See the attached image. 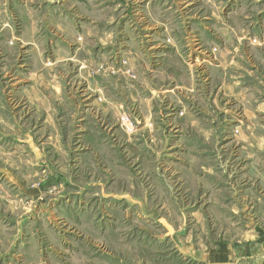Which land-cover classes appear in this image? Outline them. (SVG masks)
<instances>
[{"label": "rangeland", "instance_id": "obj_1", "mask_svg": "<svg viewBox=\"0 0 264 264\" xmlns=\"http://www.w3.org/2000/svg\"><path fill=\"white\" fill-rule=\"evenodd\" d=\"M228 81L241 101L219 94ZM128 171L184 240H241L222 232L231 196L259 179L264 195V0H2L0 264L183 263L160 220L97 211L92 185L121 191Z\"/></svg>", "mask_w": 264, "mask_h": 264}, {"label": "crops", "instance_id": "obj_2", "mask_svg": "<svg viewBox=\"0 0 264 264\" xmlns=\"http://www.w3.org/2000/svg\"><path fill=\"white\" fill-rule=\"evenodd\" d=\"M2 0H0V7H1ZM29 43V42H28ZM32 52L34 54H38L37 51L32 49ZM192 89L194 88L191 86ZM158 88V87H156ZM155 88V89H156ZM54 92L59 95L61 93V87H55L53 88ZM150 88L147 87L146 92L149 91ZM96 92L97 90H93ZM219 94L221 92H225V94L229 97L236 98V101L242 99L239 93V87L236 83H231L228 81L227 83H224L221 85V88H219ZM166 90L163 89H156L151 92V95L146 94L145 96L148 97L144 101L145 107H146V113L144 114V120L145 125L148 127L150 134H153L156 136V138L161 137L162 134L159 132L158 126L154 125V114L155 111H158V107L156 104L160 101V98L164 96ZM236 92V93H235ZM42 98L41 103L44 105H47L46 99L44 97ZM89 99V97H87ZM86 99V98H85ZM84 99V100H85ZM106 101V100H105ZM107 104L104 102L103 105H106L107 107L113 106V102L106 101ZM97 104L98 107L103 106L102 104H99L97 101L94 102ZM216 103V100H215ZM99 104V105H98ZM54 112V111H52ZM105 112H108L107 115L110 117L109 112H113L112 116L116 118L121 115L120 111L116 110H105ZM246 110L244 111L245 115ZM113 114H116L114 116ZM158 116V112H157ZM51 118H48V121L51 122ZM158 120V118H157ZM255 130V128L253 129ZM260 133L251 131L250 137L251 139H254L257 135ZM164 135V134H163ZM246 137V136H244ZM94 138H97V135L94 134ZM247 138V137H246ZM255 140V139H254ZM92 147L95 149V153L99 154L100 157H104L106 154H108L107 148L105 145H103L100 141H89ZM158 144H161V147H158ZM156 144L154 148H156V152L158 154V148L163 150V143ZM190 148H179L178 150L180 152L182 151H189L190 157H189V164L188 166V172L189 176L194 177V171H196L197 168V157L196 155H191V152L193 150H189ZM262 147L259 146V151L261 153ZM245 153V152H244ZM196 154V153H195ZM247 154V153H246ZM208 162V160H206ZM113 168V164L110 165ZM174 167H178L180 169L181 162L174 164ZM106 174H109V170H104ZM176 172V170H174ZM124 183L128 188H122V190H119L117 182H114L110 185H108L106 182H96L92 186L94 187L93 190V197L95 200V205L97 211L100 212V215L103 213V216H107L109 218V222H111V219H115L119 217L124 216L125 218H132L137 217L139 218H145L147 220H160L162 222V226H164L166 230V238H170L173 242V248L176 252L179 253V255L182 256L184 259L183 263L181 261L177 262L176 264H264V232L258 228V222L262 220V223L264 224V210L255 209L256 206H259V204L262 200V197L264 198V195H261L259 192V187L257 184L259 183V180L252 182L251 188H246L239 190L237 192V197L231 196L230 201L231 203L235 204L236 207H232V215L229 218H234L236 221L235 227L236 229H231V226H228L227 222L226 225L223 227L224 232H222L225 236H240L241 240L237 241H220V242H197V241H191V240H184L180 236L181 231L174 228L164 216H158L157 208H154L152 204L148 201V198L144 195V191L139 190L133 185V178L132 173L128 171L127 174L124 175ZM111 179V178H110ZM191 180H189L190 182ZM206 185V184H202ZM256 185V187H255ZM192 186V185H191ZM98 188V189H97ZM197 196V191L194 187H192L191 190V196L193 197ZM195 198V197H194ZM229 201V202H230ZM261 201V202H260ZM252 204L250 210L248 211V207L246 206V203ZM224 207H221V211H218V213L215 212L214 216L218 219L224 218V213L222 211ZM228 209L227 207H225ZM231 208V209H232ZM252 210H254L252 212ZM182 211V210H181ZM228 211V210H227ZM140 214V215H138ZM137 215V216H135ZM200 216V213L198 211H194L191 215V217H198ZM225 220V219H224ZM108 224V223H107ZM110 225V224H109ZM109 233V232H107ZM105 233V234H107ZM116 234V232H114ZM111 234V233H109ZM113 234V233H112ZM1 241V239H0ZM188 259V260H187ZM178 261V260H177ZM186 261V262H185Z\"/></svg>", "mask_w": 264, "mask_h": 264}]
</instances>
